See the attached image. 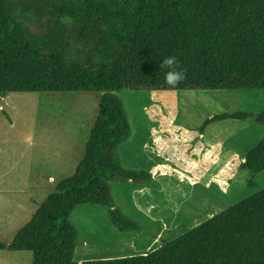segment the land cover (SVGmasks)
I'll return each mask as SVG.
<instances>
[{
    "label": "trees",
    "instance_id": "trees-1",
    "mask_svg": "<svg viewBox=\"0 0 264 264\" xmlns=\"http://www.w3.org/2000/svg\"><path fill=\"white\" fill-rule=\"evenodd\" d=\"M175 56L186 74L175 88L158 65ZM124 90H264V0H0V98L12 93L102 94L83 159L57 184L10 243L31 264H79L74 210H109L122 233L140 225L118 208L111 182L143 184L146 171L124 168L119 148L132 137ZM264 111L224 113L210 123ZM264 172V140L242 163ZM81 264H264V189L145 255Z\"/></svg>",
    "mask_w": 264,
    "mask_h": 264
},
{
    "label": "rangeland",
    "instance_id": "rangeland-1",
    "mask_svg": "<svg viewBox=\"0 0 264 264\" xmlns=\"http://www.w3.org/2000/svg\"><path fill=\"white\" fill-rule=\"evenodd\" d=\"M101 96L12 93L0 98V242L10 243L57 184L74 175ZM116 96L125 105L133 131L119 148L122 165L153 178L141 186L110 183L116 206L140 225V232L118 231L105 207L74 210L79 264L156 250L264 189V172L241 169L234 160L264 140L263 125L254 118L227 119L207 125L203 136L199 132L216 115L261 114L264 90H124ZM146 124H158L168 135L156 138L148 149L142 142L149 134ZM26 196L32 206L22 202L21 207L19 201ZM20 254L0 250V264L32 263L31 252L24 258Z\"/></svg>",
    "mask_w": 264,
    "mask_h": 264
},
{
    "label": "crops",
    "instance_id": "crops-1",
    "mask_svg": "<svg viewBox=\"0 0 264 264\" xmlns=\"http://www.w3.org/2000/svg\"><path fill=\"white\" fill-rule=\"evenodd\" d=\"M206 124H205V127H203V128H200L199 129V132L201 133V136H203V133H205L206 132ZM146 127L149 129V134H148V138H142L143 139V145H144V148H146V149H148V146H151V143H154L155 142V140H156V138H158V137H162V135L164 136V137H166V136H168L167 135V133L166 132H163V131H161V128L158 126V124H154V125H151V126H149L148 127V124H146ZM245 156H246V154L245 155H243V154H241L238 158L236 157V159H234V160H238V162H239V168H241V169H243L242 168V163L244 162V158H245ZM159 159V161H162V162H164L165 160L164 159H162V158H158ZM232 159H227V161L229 162V163H232V161H231ZM224 161L225 160H223V163H224ZM152 175V174H151ZM152 178H153V176H152ZM128 183H130V184H133V183H131V182H128ZM145 183H143V184H134V185H138V186H141V185H144ZM17 194V193H16ZM17 196V195H16ZM22 202H24L26 205H31L32 206V199L30 198V197H27L26 196V198L24 197V198H22L20 201H19V204H20V206H21V203ZM35 203H33V206L34 207H37V201H34ZM22 207V206H21ZM39 208V207H38ZM38 208H37V210H38ZM36 210V211H37ZM35 211V212H36ZM34 212V213H35ZM32 216H33V214H32ZM31 216V217H32ZM16 236V235H15ZM159 236H161V234H159ZM158 236V237H159ZM158 239L156 238L155 239V241H157ZM149 249V248H148ZM145 251H147V250H145ZM29 253L28 251H24V252H16V253H23V254H25V253ZM151 252V251H150ZM15 253V252H14ZM147 253H149V252H147ZM146 253V254H147ZM23 254H20V256L22 257V258H24L26 255H23ZM142 255H145V254H142Z\"/></svg>",
    "mask_w": 264,
    "mask_h": 264
},
{
    "label": "clouds",
    "instance_id": "clouds-1",
    "mask_svg": "<svg viewBox=\"0 0 264 264\" xmlns=\"http://www.w3.org/2000/svg\"><path fill=\"white\" fill-rule=\"evenodd\" d=\"M179 61L175 56H169L158 65L160 70H165V83L170 86L171 88H175L180 83H182L185 78L186 74L183 71H179L178 69Z\"/></svg>",
    "mask_w": 264,
    "mask_h": 264
}]
</instances>
